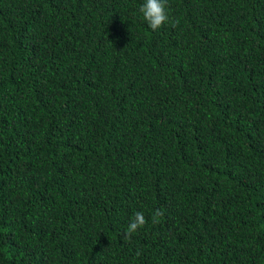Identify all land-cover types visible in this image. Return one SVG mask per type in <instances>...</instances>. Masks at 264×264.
<instances>
[{
    "label": "trees",
    "instance_id": "obj_1",
    "mask_svg": "<svg viewBox=\"0 0 264 264\" xmlns=\"http://www.w3.org/2000/svg\"><path fill=\"white\" fill-rule=\"evenodd\" d=\"M143 3L0 0V264H264V0Z\"/></svg>",
    "mask_w": 264,
    "mask_h": 264
},
{
    "label": "clouds",
    "instance_id": "obj_2",
    "mask_svg": "<svg viewBox=\"0 0 264 264\" xmlns=\"http://www.w3.org/2000/svg\"><path fill=\"white\" fill-rule=\"evenodd\" d=\"M167 0H144V3L140 6L139 11L143 16V19L148 23L149 27L153 30H159L164 25L170 22V17L167 11ZM163 213L159 210L154 214L153 223H159L158 217ZM147 224V220L142 212H136L134 219L130 222L125 230L124 236L130 238L133 233H136L140 228Z\"/></svg>",
    "mask_w": 264,
    "mask_h": 264
}]
</instances>
